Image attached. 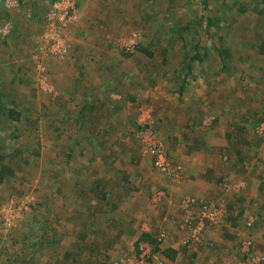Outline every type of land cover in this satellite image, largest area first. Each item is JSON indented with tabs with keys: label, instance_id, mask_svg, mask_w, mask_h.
<instances>
[{
	"label": "rangeland",
	"instance_id": "1",
	"mask_svg": "<svg viewBox=\"0 0 264 264\" xmlns=\"http://www.w3.org/2000/svg\"><path fill=\"white\" fill-rule=\"evenodd\" d=\"M230 1L0 0V264H264V0ZM213 10L230 30L211 26L184 82L199 38L182 27ZM186 197L222 221L193 220L194 243Z\"/></svg>",
	"mask_w": 264,
	"mask_h": 264
},
{
	"label": "trees",
	"instance_id": "2",
	"mask_svg": "<svg viewBox=\"0 0 264 264\" xmlns=\"http://www.w3.org/2000/svg\"><path fill=\"white\" fill-rule=\"evenodd\" d=\"M203 1V10H206L207 9V4H208V1L209 0H202ZM241 1V0H240ZM239 0H231L230 3H229V7L233 8L235 10V8H237L236 10H241V3H240ZM216 8V7H215ZM214 11V10H213ZM218 11V9L216 8V12ZM215 15H209V16H202L200 19H198L197 21H193V22H189L187 21V23H185L184 27L182 28H185L183 29L184 31L188 30L189 29H192L191 25L193 24H198V27L197 28H193V35H197L199 39H197V41H193V46L192 48H194V53L193 55L191 54L190 57H187L188 59H186L183 63V66L186 70V72L184 73V76L182 77L184 82H187V80L189 79L188 78V74L191 72L192 70V67H191V64H192V60L194 59H198L200 60L202 58V55L200 54V49L203 48L204 50V53L207 54L208 51V48H207V43H211L212 44V41L210 40V28L212 25H217L216 26V29H222V24L220 25V23H228L226 22V18L223 17V15L225 13H218L216 14L215 11L214 13ZM236 14V13H235ZM234 14V15H235ZM233 15V16H234ZM232 16V17H233ZM231 17V18H232ZM206 20V26H205V30H206V38L204 39V41L201 40V37H203L202 33H201V28H199L200 26H202V19ZM235 18V16L233 17ZM229 25H230V22L228 23V28L226 29V32L230 30L229 28ZM231 27V26H230ZM225 30L223 31V33H221V35L218 37V38H223L224 37V33ZM196 36V37H197ZM195 37V38H196ZM229 40L231 39H227L226 42H228ZM215 51H216V54H217V57L219 59V62L221 63V70L227 74H232V72H229V68L230 66H235L234 64H230V62L232 60H230L232 58V55H233V49H226L225 48V45L223 47H217L215 48ZM262 52H260L261 54H264V43H262V49H261ZM182 89V87L180 88ZM99 103H95L94 101H90L88 100L86 103H83L81 104L80 106H78V108L76 109V114L75 116H72L70 117V119H72V123L74 125V128H75V131H80V129L82 128H89L91 125H92V114H93V110L94 109H98L99 108V104L100 105H103L102 102L98 101ZM8 112H10V114H14L16 116H18V113L16 112H13L12 109H8L7 110ZM17 118V117H16ZM79 142V141H78Z\"/></svg>",
	"mask_w": 264,
	"mask_h": 264
},
{
	"label": "built area",
	"instance_id": "3",
	"mask_svg": "<svg viewBox=\"0 0 264 264\" xmlns=\"http://www.w3.org/2000/svg\"><path fill=\"white\" fill-rule=\"evenodd\" d=\"M67 3L64 2H60V3H55L54 8H58V7H66ZM61 10L59 11V14L57 15V17H55V11H51L50 13H48L47 17H54L58 23H61V25H65L66 21H67V13L63 12ZM51 19V18H50ZM144 110V109H143ZM147 113V112H146ZM148 116L149 117V112L147 113V115H145V117ZM145 121V119H143ZM143 123H149V118L146 122ZM261 128V133H264V125L261 124L259 125L258 129ZM160 152V150H158L156 152L157 154V159H155L154 164L162 170H166L165 169V159L163 158V155L161 153V155H159L158 153ZM172 176L175 175V173H171ZM198 203V212L196 215V219L193 218L192 213H185V218L183 219V226L187 227L189 229V237L186 238L185 242L191 241V242H196L199 240V236L198 233L201 231V227H197L196 225H194L193 220H198V224L200 226H202L203 221H208L209 224H217V223H222L220 216L217 214V212L213 209V207H210L208 205V203L205 200H199L193 197H186L182 200L183 205L187 206V205H194L195 203ZM185 212V211H184ZM248 225H251L250 222H248ZM167 236V232L165 230H162L158 233L157 236V240L162 242L165 240ZM141 246V245H140ZM140 248V247H139ZM154 248V247H153ZM141 250V249H140ZM247 250V247L245 249V251ZM244 251V252H245ZM249 252V251H248ZM249 256H251V254H247L246 260L249 261ZM161 256L158 255L157 253L153 252V249H145V250H141V254L138 255V257L129 260L128 264H146L148 263L149 260L152 261H157L160 262ZM252 261L255 260L254 257H251ZM256 260L258 261H263L264 260V254L259 255L256 257ZM253 262H257V261H253ZM124 263V261H115L112 264H126ZM242 264V263H240ZM246 264V263H245Z\"/></svg>",
	"mask_w": 264,
	"mask_h": 264
},
{
	"label": "crops",
	"instance_id": "4",
	"mask_svg": "<svg viewBox=\"0 0 264 264\" xmlns=\"http://www.w3.org/2000/svg\"><path fill=\"white\" fill-rule=\"evenodd\" d=\"M263 187H264V184H261ZM262 190V192H264V188L263 189H261Z\"/></svg>",
	"mask_w": 264,
	"mask_h": 264
}]
</instances>
